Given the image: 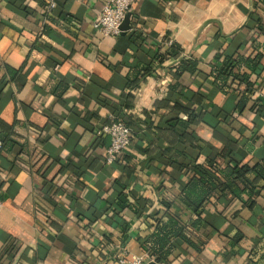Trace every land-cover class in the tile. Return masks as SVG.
I'll use <instances>...</instances> for the list:
<instances>
[{
    "label": "crops",
    "instance_id": "obj_1",
    "mask_svg": "<svg viewBox=\"0 0 264 264\" xmlns=\"http://www.w3.org/2000/svg\"><path fill=\"white\" fill-rule=\"evenodd\" d=\"M104 2L58 0L49 13L48 0H0V76L7 74V65L19 70L0 98V122L15 126L19 142L13 151L0 152V264H119L123 251L146 253L142 242L153 234L155 223L150 216L162 217L165 201L179 209L178 196L188 180L177 164L166 168L160 158L176 139L168 121L188 119L176 103L192 108L196 94L206 98L194 107L207 113L208 123L190 128L206 142L199 162L210 148L222 145L217 128L226 126L236 96L232 90L225 95L217 91L208 74L219 53L250 48L254 27L246 25L256 1L133 0L132 28L114 37L93 25ZM137 33L145 39L141 47L131 42ZM260 41L264 47V37ZM172 43L180 45V58L154 62V71L129 90L127 79L137 66L151 63ZM183 58L197 60L199 71L177 77ZM263 68L258 72L264 78ZM174 85L178 90L171 89ZM257 96L264 97V87ZM116 113L128 116L136 134L132 149L143 157L126 182L129 201L142 210L138 215L132 209L120 216L109 212L115 183L124 174L106 160L111 136L103 128ZM244 126L247 136L259 130L253 152L239 149L254 165L264 159V121L248 111L234 123ZM25 143L27 154L19 156ZM175 148L193 155L184 143ZM179 160L191 163L189 155ZM258 203L254 215L243 210L240 218L224 222L221 234L214 235L208 225L197 234L202 250L183 245L170 264H248L253 243L259 252L254 264H264V192ZM240 205L237 201L230 209ZM235 226L246 240L232 255L225 252L224 234ZM10 249V256L3 257Z\"/></svg>",
    "mask_w": 264,
    "mask_h": 264
},
{
    "label": "trees",
    "instance_id": "obj_2",
    "mask_svg": "<svg viewBox=\"0 0 264 264\" xmlns=\"http://www.w3.org/2000/svg\"><path fill=\"white\" fill-rule=\"evenodd\" d=\"M255 1V13L251 15L252 17L246 25L247 28L254 27V38L250 48L243 46L235 52L224 51L219 53L211 72L208 74L217 91L225 95L232 90L236 96L235 109L225 124L226 126L217 128L222 145L210 148V155H207L203 162H199L200 155L205 151L206 142L197 132H190V128L192 125L208 123L207 113H198L194 107L203 104L206 100L200 94H196L194 108L184 107L179 103L174 106L181 114L188 116L187 120L178 116L168 121L169 128L176 133V139L171 148L161 150V161L166 168L177 164L182 171L186 172L188 180L184 184L180 196H178L179 209H175L173 202L165 201L162 203L165 207L163 216L159 217L158 214L160 213L150 216V219L155 222L154 232L142 242V246L145 252L159 264H170L172 257L181 254L180 249L183 245L201 251L204 243L197 241V234L204 231L208 225L213 228L214 235L221 234V225L224 222L227 223L240 218L243 210H248L254 215L255 210L260 206L258 198L264 192V159L251 165L239 153L241 147L253 152L257 137H259V130H254L257 127L256 120L252 125L254 131L251 136H247L249 127H234L238 117L248 111L264 121V97L257 96V92L264 87L263 74L258 72L264 67V47L260 41L261 37H264V0ZM137 34L131 37V42L141 47L145 39L142 38L141 34ZM180 55V45L172 43L165 52L157 53L151 63L139 64L134 74L128 77L127 88L132 90L138 87L139 83L154 71L156 62L161 65L169 59L180 58ZM5 69L8 75L0 76V98L3 97L11 82L15 81L19 75V70L9 65L5 66ZM198 71L197 60L183 58L177 66L176 75L180 77L185 72L195 74ZM178 87V85H174L171 89L178 90ZM114 117V120H123L130 128L133 142L130 148L124 150L121 157L112 163V165L122 168L124 174L115 183L117 193L109 212L120 216L123 210L132 209L138 215L142 210L137 202L133 204L129 201V193H126L128 189L126 182L134 178L138 171V163L143 160V157L132 149L135 146L133 144L136 134L131 129L128 116L116 113ZM14 129L15 126L0 122V142L2 144L0 152L13 151L19 145ZM180 143H184L193 155L188 154L185 148L183 150L176 149L175 146ZM26 147V143L21 145L22 150L18 154L19 156L27 154ZM150 154L152 155V151L147 152V155ZM186 155H189L191 163H179L181 156ZM237 201L240 202L242 209H230ZM219 205L224 207L221 211L217 210ZM211 208L216 209L215 214L211 213ZM107 216H109L108 212ZM183 216L189 217L188 220H185ZM218 218L222 219L220 225L213 223L217 222ZM261 225L263 227V224H260V227ZM224 236L227 239L225 246L227 254H237L244 248L246 235L239 227L235 226L230 234H224ZM249 251L253 258L258 255L257 244L253 243V247ZM11 253L12 250L10 249L3 257H8ZM253 258H250L248 264L255 263ZM260 259L264 260V255Z\"/></svg>",
    "mask_w": 264,
    "mask_h": 264
},
{
    "label": "built area",
    "instance_id": "obj_3",
    "mask_svg": "<svg viewBox=\"0 0 264 264\" xmlns=\"http://www.w3.org/2000/svg\"><path fill=\"white\" fill-rule=\"evenodd\" d=\"M48 12L53 13L58 6V0H48ZM133 0H105L103 8L94 21V28L106 37L118 36L122 33V25L130 12ZM111 136V145L107 150V163L117 161L124 150L130 148L132 132L123 120H113L103 128ZM0 142V146H1ZM3 202L0 200V211ZM119 264H159L148 253L133 254L123 251L119 255Z\"/></svg>",
    "mask_w": 264,
    "mask_h": 264
},
{
    "label": "water",
    "instance_id": "obj_4",
    "mask_svg": "<svg viewBox=\"0 0 264 264\" xmlns=\"http://www.w3.org/2000/svg\"><path fill=\"white\" fill-rule=\"evenodd\" d=\"M131 16H132L131 13H128L126 15V18H125L123 25H122V33L121 34H124L125 32H127L128 30H130L132 28L131 27ZM152 264H155V263H152Z\"/></svg>",
    "mask_w": 264,
    "mask_h": 264
}]
</instances>
